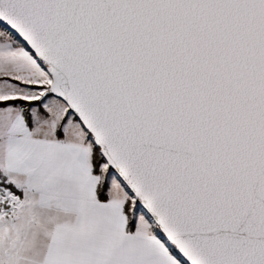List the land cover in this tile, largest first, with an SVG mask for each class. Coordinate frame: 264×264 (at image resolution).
Returning <instances> with one entry per match:
<instances>
[{"label":"snow or ice","instance_id":"1","mask_svg":"<svg viewBox=\"0 0 264 264\" xmlns=\"http://www.w3.org/2000/svg\"><path fill=\"white\" fill-rule=\"evenodd\" d=\"M0 264H264V0H0Z\"/></svg>","mask_w":264,"mask_h":264}]
</instances>
